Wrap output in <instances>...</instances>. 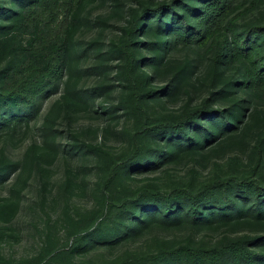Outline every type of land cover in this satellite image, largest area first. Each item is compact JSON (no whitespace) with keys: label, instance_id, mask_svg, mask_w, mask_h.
Instances as JSON below:
<instances>
[{"label":"rangeland","instance_id":"374dc122","mask_svg":"<svg viewBox=\"0 0 264 264\" xmlns=\"http://www.w3.org/2000/svg\"><path fill=\"white\" fill-rule=\"evenodd\" d=\"M202 2L76 4L57 82L29 105L0 106V264H43L61 248L50 264H147L165 249H212L236 241L244 242L256 264H264V219L214 216L195 224L181 216L169 224L151 219L134 230L129 216L147 191L194 192L229 176L254 177L264 185V146H258L264 86L239 84L244 69L237 62L214 60L219 43L231 39L228 24L238 30L264 26V0H231L223 25L200 27L191 43L177 41L182 26L176 18L199 28L195 14ZM131 32L141 43L129 47L138 64L128 76L121 48ZM134 85L139 94L158 93L134 98ZM204 104L232 121L234 130L217 131L170 158L157 154L165 147L157 131L163 125L171 129L185 111ZM211 123L199 122L208 131ZM149 157L154 162L122 167ZM97 227L113 229L114 243L90 240L89 230Z\"/></svg>","mask_w":264,"mask_h":264},{"label":"trees","instance_id":"16d2710c","mask_svg":"<svg viewBox=\"0 0 264 264\" xmlns=\"http://www.w3.org/2000/svg\"><path fill=\"white\" fill-rule=\"evenodd\" d=\"M79 1L0 0V106L29 105L33 97L57 82L65 66L70 19ZM230 6L231 0H203L201 9H196L195 14L199 19V28L188 27L187 21L178 16L176 21L181 24L182 32L176 33L177 41L191 43L200 35V27L210 30L223 25L226 9ZM6 13L9 14L8 19L3 21V14ZM155 18L159 21V12H156ZM157 23L159 28L160 21ZM228 27L231 39L228 41L224 38L216 47L215 63L237 62L244 69V76L239 84L250 89L264 86V26L253 25L238 30L231 23ZM131 34L132 32L128 44L121 48L125 54V71L128 76L133 74L138 64L134 51L129 47H136L141 43ZM140 80L144 82L145 79L141 77ZM133 81L135 84L138 79L134 78ZM233 81L237 83L236 80ZM157 93L151 90L139 94L135 85L132 91L134 98L142 99ZM228 113L232 118L237 117L236 110L230 109ZM202 117L211 120L212 131L199 124L200 120H204ZM192 126L195 127L191 130ZM234 128L232 121L220 112L217 115L209 112L204 104L200 108L185 111L171 129L163 125L157 131L158 140L165 142V147L157 154L173 157L180 151L199 145L217 131L224 133ZM190 132L196 134L197 139L190 136ZM258 146H264V133ZM154 159L149 157L141 161L132 160L122 167L129 169L154 162ZM143 195L148 196L141 197L143 202L129 211V216L134 220V230L144 227L151 219L169 224L179 220L181 216L195 224L209 223V219L214 216L218 220L238 217L264 219V185L254 177L229 176L227 179H217L194 192L174 190L156 194L147 191ZM138 211L145 216L137 215ZM112 230L91 228L87 235L92 241L109 245L114 243V235L110 233ZM78 249L79 246L74 250ZM63 251L61 248L47 256L43 264H50ZM250 254L243 241L212 249L184 246L159 251L147 264H256Z\"/></svg>","mask_w":264,"mask_h":264}]
</instances>
